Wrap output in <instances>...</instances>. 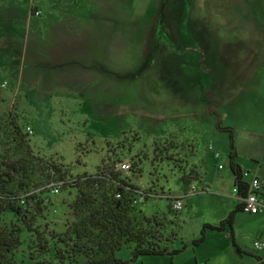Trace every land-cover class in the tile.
I'll return each instance as SVG.
<instances>
[{
    "label": "rangeland",
    "instance_id": "1",
    "mask_svg": "<svg viewBox=\"0 0 264 264\" xmlns=\"http://www.w3.org/2000/svg\"><path fill=\"white\" fill-rule=\"evenodd\" d=\"M81 6L84 20L73 25L88 35L74 38L67 53L55 44L38 52L28 45L8 58L12 66L1 65L8 74L0 68V82H8L0 85L1 108L25 105L34 121L35 112L44 119L35 131L27 127L38 151L59 154L73 172V166L91 172L97 149L123 132L141 136L137 151L153 138L189 140L199 152L186 176H168L166 189L174 192L190 190V175L201 172L215 184L230 174L231 145L220 124L234 129L241 164L258 161L249 153L264 158V0H82ZM31 8L43 17L42 8ZM60 13L72 15L69 5ZM24 91L37 93L35 106L18 100ZM187 195L193 220L196 212L208 215L214 196ZM117 255L131 256L127 248Z\"/></svg>",
    "mask_w": 264,
    "mask_h": 264
},
{
    "label": "trees",
    "instance_id": "2",
    "mask_svg": "<svg viewBox=\"0 0 264 264\" xmlns=\"http://www.w3.org/2000/svg\"><path fill=\"white\" fill-rule=\"evenodd\" d=\"M22 98L35 106L38 95L24 91L18 100ZM24 106L4 109L0 105V264H130L146 256L173 258L187 247L199 248L208 232L225 230L241 251L233 224L244 211L243 202L217 226L202 224L198 236L191 238L185 234L182 218L188 193L178 196L166 189L169 175L187 173L191 157L199 152L196 143L158 137L137 151L141 136L123 132L115 143L108 140L97 149L99 161L93 171L73 166V172L59 154L38 151L27 127H38L44 119L35 112L40 117L34 121L28 114L33 110ZM218 129L229 136L234 187L245 198L250 184L237 163L234 129L221 124ZM126 161L128 170L122 168ZM55 187H59L58 194ZM191 190L199 192L195 185ZM177 199L182 200L183 210L175 209ZM54 211L62 215L61 225ZM258 241L263 242L256 240L255 248ZM123 248L130 250L128 260L117 255Z\"/></svg>",
    "mask_w": 264,
    "mask_h": 264
},
{
    "label": "crops",
    "instance_id": "3",
    "mask_svg": "<svg viewBox=\"0 0 264 264\" xmlns=\"http://www.w3.org/2000/svg\"><path fill=\"white\" fill-rule=\"evenodd\" d=\"M81 1L0 0V11H3L2 13L0 12V53L2 52L0 54V68L2 70L6 69V74H8L10 67L5 68L1 65L8 64V58L10 56L16 57L24 53L28 45L31 46V49L38 52L37 50H40L42 44H47L51 48V45L55 44L62 50L60 54L67 53L66 50L70 48L69 46H73L71 41L74 38L88 35V32L83 33L85 28H80L79 25L77 27L73 25L74 21L81 22L84 20L80 14L84 10V7L81 6ZM71 2H75L78 5L69 4ZM33 4L34 9L38 7L44 10L42 18H37L32 15L31 5ZM67 5L70 7L72 15H65L63 18L60 10H65ZM67 11L69 12L70 10ZM75 14H78L77 18L73 16ZM68 16H72V18L67 20L66 17ZM62 26L64 28L67 27V31L63 32ZM1 42L5 44L3 45ZM18 47L21 49L25 47V49L19 50ZM51 52L54 51L51 50ZM249 156L254 158V160H258L253 161L255 165L253 164L251 167L243 165L238 159L237 163L243 168L244 181L249 184L255 179L261 181L259 191L264 198V158L258 159L254 153H249ZM220 166L219 168L223 170L224 168ZM197 178L198 181L194 184V180H197ZM149 181L150 179L146 178V183H149ZM189 181L190 190L195 185L197 186V191H199L198 193L203 192L207 196H214L215 199L207 202L210 206L208 215L206 213L196 212L198 215L196 221L190 217L189 205L185 200V209L182 218L185 220V232L188 237H197L204 223L217 226L232 210L242 203V200L232 194L235 176L231 169L230 174H223L215 184L205 183L201 172L197 175H190ZM202 188H206L207 190L204 191ZM189 191L175 193L178 196H183L187 193L191 196L194 195L193 193L195 192L191 190L189 193ZM233 226L235 242L241 251L233 245L232 237L228 230L211 231L208 232L206 241L196 250L187 247L184 252L173 258L170 256H146L130 264H138L140 261L144 264H247L249 259L251 260V264H261L260 260H258L260 258L264 264V249L258 250L254 247L256 240L264 242V212L251 214L242 211L236 215Z\"/></svg>",
    "mask_w": 264,
    "mask_h": 264
},
{
    "label": "built area",
    "instance_id": "4",
    "mask_svg": "<svg viewBox=\"0 0 264 264\" xmlns=\"http://www.w3.org/2000/svg\"><path fill=\"white\" fill-rule=\"evenodd\" d=\"M37 15L41 13V10L35 12ZM0 85L4 88L7 87L8 82L5 80L3 82H0ZM28 130H32L31 126L28 127ZM122 168L124 170H128L130 168V163L129 162H124L122 164ZM260 187H261V181L259 179H255L251 184L249 188V194L245 197L242 198L239 194V189L237 187L233 188L232 194L237 197L238 199L242 200L243 205H244V211L249 212L251 214H258L261 212H264V198L262 197L260 193ZM54 192L58 194L60 192L59 187H55ZM174 207L176 210H183L184 204L181 199H177L174 203ZM255 246L258 249L264 248V243L263 242H256Z\"/></svg>",
    "mask_w": 264,
    "mask_h": 264
}]
</instances>
